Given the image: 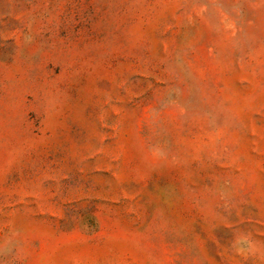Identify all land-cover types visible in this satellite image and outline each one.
<instances>
[{
  "label": "rangeland",
  "instance_id": "obj_1",
  "mask_svg": "<svg viewBox=\"0 0 264 264\" xmlns=\"http://www.w3.org/2000/svg\"><path fill=\"white\" fill-rule=\"evenodd\" d=\"M0 264H264V0H0Z\"/></svg>",
  "mask_w": 264,
  "mask_h": 264
}]
</instances>
